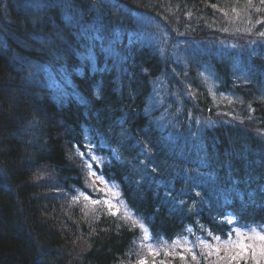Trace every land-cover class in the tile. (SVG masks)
<instances>
[{
	"label": "trees",
	"instance_id": "16d2710c",
	"mask_svg": "<svg viewBox=\"0 0 264 264\" xmlns=\"http://www.w3.org/2000/svg\"><path fill=\"white\" fill-rule=\"evenodd\" d=\"M262 33L264 0H0V264H264L226 251L264 229Z\"/></svg>",
	"mask_w": 264,
	"mask_h": 264
},
{
	"label": "snow or ice",
	"instance_id": "6c2138e0",
	"mask_svg": "<svg viewBox=\"0 0 264 264\" xmlns=\"http://www.w3.org/2000/svg\"><path fill=\"white\" fill-rule=\"evenodd\" d=\"M262 35H264V33H262ZM225 222L229 224L234 223L232 219H228ZM250 232L255 234L254 238L256 240L264 242V229L258 230L256 228H253L250 230ZM237 235H238V239L235 241V246L238 249L237 255H239L241 258H243L246 255L248 256L255 255V252L253 251L254 245L248 243V240L253 239V236L250 235L248 237H245L244 234L240 233L239 231H237ZM217 239H219V237H217ZM228 243H233V241L229 239ZM260 255H264V247L260 249ZM141 264H143V262H141Z\"/></svg>",
	"mask_w": 264,
	"mask_h": 264
},
{
	"label": "rangeland",
	"instance_id": "374dc122",
	"mask_svg": "<svg viewBox=\"0 0 264 264\" xmlns=\"http://www.w3.org/2000/svg\"><path fill=\"white\" fill-rule=\"evenodd\" d=\"M42 172H43V171H42ZM42 178H43V175H42ZM92 179H93L95 185H96L98 188L101 189V188L104 187V186H103V183H102L100 180L96 179L95 176L92 177ZM92 202H95V201H92ZM248 243L254 245L253 251L255 252V255H251V256H248V255H247L248 258H249L250 260H256L257 258L264 257V255H260V249H261L262 247H264V242L258 240V242H256V243H253V242H248ZM231 246H232V245H231ZM226 251H231V252L236 251V252H238V249H237L236 246H235V247L227 248ZM157 254H158V252H156V251H154V250H148V252L146 253L145 256L151 255V256L153 257V256H155V255H157Z\"/></svg>",
	"mask_w": 264,
	"mask_h": 264
},
{
	"label": "bare ground",
	"instance_id": "6f19581e",
	"mask_svg": "<svg viewBox=\"0 0 264 264\" xmlns=\"http://www.w3.org/2000/svg\"><path fill=\"white\" fill-rule=\"evenodd\" d=\"M85 87H87V88H88V86H87V85H85ZM109 101H115V100H113V99H110ZM115 102H116V101H115ZM117 102H118V101H117ZM117 102H116V103H117ZM117 104H118V103H117Z\"/></svg>",
	"mask_w": 264,
	"mask_h": 264
}]
</instances>
